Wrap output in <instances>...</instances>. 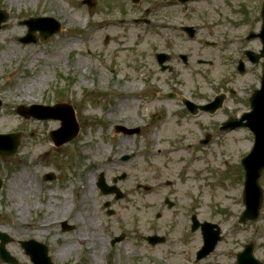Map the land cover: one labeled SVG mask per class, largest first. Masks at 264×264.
<instances>
[{
    "label": "rangeland",
    "instance_id": "obj_1",
    "mask_svg": "<svg viewBox=\"0 0 264 264\" xmlns=\"http://www.w3.org/2000/svg\"><path fill=\"white\" fill-rule=\"evenodd\" d=\"M95 1L88 7L81 0H0L8 13L0 28V133L21 132L16 152L0 157V231L12 237L6 250L18 264H31L20 245L28 239L46 244L53 264H235L237 252L250 242L264 264V195L256 220L237 221L244 209L241 159L252 137L247 129L212 127L226 112L240 113L244 97L258 85L259 65L243 51L261 47L259 39L246 35L259 30L264 0ZM37 15L54 17L61 31L46 41H17L26 31L21 22ZM100 21L112 23L101 27ZM183 25L195 27L194 38L180 30ZM155 51L171 56L170 69L160 70ZM239 60L243 73L236 69ZM222 89L231 98L213 116H189L177 96H164L174 91L203 102ZM57 102L72 105L80 128L59 146L49 133L60 120L24 118L16 111L20 104ZM115 124L138 126L140 132L115 133ZM206 131L211 141L200 145ZM156 148L167 152L150 159L147 153ZM124 155L130 158L121 160ZM23 170L35 197L17 210L9 183L16 186ZM178 171L175 193H165L170 189L165 180L176 181ZM122 172L126 178L116 186L123 198L96 186L100 174L111 185ZM46 173L54 178L45 180ZM89 178L91 189L81 192ZM146 181L154 185L149 195L136 187ZM259 182L264 191V171ZM164 194L180 199V208H167ZM104 201L110 202L111 215ZM186 211L221 228V241L204 259H195L202 239L199 231L191 232ZM44 221L51 222L44 226ZM63 221L72 228L63 230ZM153 233L165 236L164 242L150 245L141 238ZM120 234L124 238L110 244ZM63 246L67 252L59 256Z\"/></svg>",
    "mask_w": 264,
    "mask_h": 264
},
{
    "label": "water",
    "instance_id": "obj_2",
    "mask_svg": "<svg viewBox=\"0 0 264 264\" xmlns=\"http://www.w3.org/2000/svg\"><path fill=\"white\" fill-rule=\"evenodd\" d=\"M180 1L185 2L187 0H180ZM262 17H263V24L259 36H261L262 38L263 49L261 50L260 55L264 54V4L262 8ZM5 19H6V15L0 12V22L4 21ZM43 21H50L53 25L50 27L44 23H42V25L37 24ZM32 22L33 23L37 22L36 23L37 25H34ZM27 27H28L27 34L25 37L20 38V41L35 42L37 39L33 34V31L35 29L40 30V36H39L40 39L46 40L49 36H51L53 33L59 30V23L53 20L52 18H37L34 21L31 20L30 22H28ZM184 30L188 33L190 37L193 36L192 28L186 27L184 28ZM254 36H255L254 34H250L248 38ZM245 54L252 62H256L258 59V56L253 55V53L250 51H246ZM164 60L165 58H160L159 62L161 63ZM238 69L240 71H243V65L241 62L239 64ZM250 102L253 110L251 113L245 115L247 117V122L245 125L249 126L252 132L254 133L255 143L251 152L242 160V163L244 164L246 170L244 195H243V201L246 208L240 215V221H245L246 219H256L262 201V190L258 184V178L260 176L261 171L264 169V77L262 81V89L260 91L254 92V94L250 98ZM60 106L61 104H56L54 109H57ZM68 108L70 111L68 120L62 117L63 128L51 132V136L56 145H59L65 142L66 140H70L78 132V127L74 120L73 111L70 107ZM35 110H40V111L44 110V113L38 112L37 114H34L33 111ZM52 110L53 107H43L38 105H34L30 108L23 106L17 108V112L25 117H28L31 114L37 117H49V116L57 117L55 114H52L51 112ZM68 121H71L73 126H72V130L69 133H66ZM119 128L120 127H116V129ZM128 132H132V130H129ZM13 137H14L13 134L0 135V155L7 156L15 151L16 146L18 144V140L17 139L13 140L12 139ZM3 139L4 140L7 139V141L2 143ZM206 141L207 140H205L204 142ZM99 185H101V187L104 186L103 179L100 180ZM105 205H108V203H105ZM211 227L212 225L203 226L204 245L201 248V250L198 252L197 254L198 257L205 256L208 252H210L214 248L216 242L220 239V237L218 236L219 230L217 229L215 231H212ZM0 239H1V243H0L1 258L4 259L5 261L15 262L14 259L8 257V254L4 250V243L9 241L10 238H8L5 234H0ZM21 244L24 247L25 252L30 255V258L34 264H52L50 262L49 257L47 256V248L44 245L36 243L35 241L32 240L21 242ZM251 252H252V246L251 245L246 246L245 251L241 253L240 257L238 258V264H259L258 261L252 257Z\"/></svg>",
    "mask_w": 264,
    "mask_h": 264
},
{
    "label": "bare ground",
    "instance_id": "obj_3",
    "mask_svg": "<svg viewBox=\"0 0 264 264\" xmlns=\"http://www.w3.org/2000/svg\"><path fill=\"white\" fill-rule=\"evenodd\" d=\"M110 23H112V21H106L105 22V24L107 25V24H110ZM96 28H99L98 26H96ZM129 36L131 35V34H128ZM29 98H31L30 96H29ZM18 176H19V178H20V181H19V183L15 186V184L13 183V182H11L10 181V183H9V192H10V194H11V198L16 202V204H15V208L17 209V210H19L21 207L23 208V205L24 204H26V202H31V201H33V196L35 197V193L34 194H32V190H33V185L30 183V181H29V178H30V175H29V172L28 171H26V170H23V172H20L19 174H18ZM92 183H93V178H89L88 179V182H87V185H85V186H82L81 188H80V191L81 192H84V191H88V190H90L91 189V185H92ZM19 186H20V189H19V192H18V196H17V194H16V191L14 192V189L15 188H19ZM67 192H70V189L69 190H67ZM50 205V207H52L53 206V204L52 203H50L49 204ZM21 213V218H23V211H21L20 212ZM51 221H44L43 222V225L44 226H46L47 224H49ZM99 243V240L97 239V241L94 243H92V249L94 250V251H96L97 250V244ZM68 246V245H67ZM67 246H63L60 250H59V256H64L65 255V253L67 252ZM69 247V246H68ZM172 261V260H171Z\"/></svg>",
    "mask_w": 264,
    "mask_h": 264
},
{
    "label": "flooded vegetation",
    "instance_id": "obj_4",
    "mask_svg": "<svg viewBox=\"0 0 264 264\" xmlns=\"http://www.w3.org/2000/svg\"><path fill=\"white\" fill-rule=\"evenodd\" d=\"M259 83H260V81H259ZM218 94H219V95H218ZM215 96H219V97H220L219 102H220L222 108L218 109V111H222L223 108H224V106H225V104H226V101L229 99V96H228V95H225L224 92L214 93L213 96L210 97V99H206L205 101H203V103H205V104H206V103H209V102H210ZM190 100H191V99H190ZM248 102H249L248 98H245L244 101L241 102V103L244 104L245 108H244V109H240V113H234L233 115H229V116H231V117H234V116H240L242 113H244L245 111H247V110H248V109H247V108H248ZM182 104L184 105L185 110L187 111V113H189V111H188V109H187V106H186V103H183V102H182ZM236 114H237V115H236ZM227 117H228V116H227ZM224 120H225V119H224ZM224 120H223V121H224ZM221 122H222V121H221ZM219 126H220V124L218 125V127H219ZM154 177H155V178H154ZM154 177H153V178H154L155 180H159V179H160V175H159V173H157ZM175 179H176V182H172V181H170V180H165V184H166V185H170V186H175V184L177 183V181L181 180V178H180V173H177V174H176ZM138 186H139V185H138ZM170 190H171L172 192H174V191H175V188H174V187H171Z\"/></svg>",
    "mask_w": 264,
    "mask_h": 264
}]
</instances>
